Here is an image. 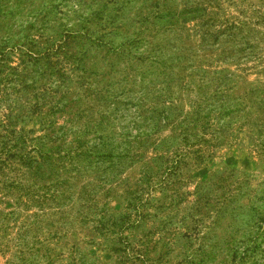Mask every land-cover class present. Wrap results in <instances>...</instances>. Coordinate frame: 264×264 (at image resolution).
I'll use <instances>...</instances> for the list:
<instances>
[{"label": "rangeland", "instance_id": "rangeland-1", "mask_svg": "<svg viewBox=\"0 0 264 264\" xmlns=\"http://www.w3.org/2000/svg\"><path fill=\"white\" fill-rule=\"evenodd\" d=\"M0 264H264V0H0Z\"/></svg>", "mask_w": 264, "mask_h": 264}]
</instances>
